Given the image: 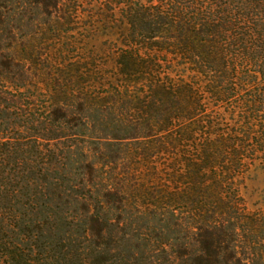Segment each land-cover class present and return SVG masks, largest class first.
<instances>
[{
  "label": "trees",
  "instance_id": "trees-1",
  "mask_svg": "<svg viewBox=\"0 0 264 264\" xmlns=\"http://www.w3.org/2000/svg\"><path fill=\"white\" fill-rule=\"evenodd\" d=\"M78 1L88 0H0V264H255L264 216L248 211L242 184L264 163V0H92L93 29L78 43L85 56L54 52L55 82L45 85L55 110L46 118L82 127L32 131L45 119L13 111L24 103L5 84L28 90L45 66L35 19H46L47 41L60 40L51 32L76 16ZM74 134L100 153L84 150L79 189L59 194L80 204L77 215L28 208L29 193L5 188L37 181L39 203L50 166L31 160L29 140ZM120 166L130 170L116 179L104 171ZM125 213L185 234L133 251L114 236Z\"/></svg>",
  "mask_w": 264,
  "mask_h": 264
},
{
  "label": "rangeland",
  "instance_id": "rangeland-1",
  "mask_svg": "<svg viewBox=\"0 0 264 264\" xmlns=\"http://www.w3.org/2000/svg\"><path fill=\"white\" fill-rule=\"evenodd\" d=\"M94 3L95 2H92V0H88L87 2L78 1L74 3L77 8V14H74L76 16H74L70 22L61 21L57 25L62 28L59 30L55 29L56 31L53 30L51 32V34L60 33L63 36L60 40L47 41L46 38H44L46 37L44 35L46 31L47 34L50 33L49 26L43 24L46 19L37 18L34 21L33 31L35 29L36 31H39V34H35L33 31L29 34L31 36L35 34L37 38H42V41H44L45 45H40L38 50L39 52H37V54L39 53V56L42 57L40 58L41 60H39V63L41 65H43L44 63L45 66L42 71L35 70L32 75H29L28 90H24V93L16 92L10 85H8L7 83L5 84L6 87H10L9 89L12 91L11 94H6L8 95L9 99H21L24 105L30 103V107H32L31 109H29L25 108V106L23 105V108H20L18 110L14 107L13 111H35L36 116H41L42 114V119H45V123L42 124L32 122L31 126H28L32 127L30 128L32 131H35L36 128L47 127L51 130L56 131L57 134L61 133L63 130H67L73 133V131H76L82 127L76 122L65 125L59 120L51 122L49 121L50 118H46L49 115V113L46 111H50V109L51 111L55 110L52 109L50 103V95L46 90L45 85L47 83H49L48 85H52V83L55 82V80H52L53 78H51V74L54 71L53 67L55 64V62H53L55 56L54 52L57 53V57L62 56L63 58L71 60H78V58L80 59L85 56L83 51L78 48V43L81 42V39H83V35L92 32L94 22L93 19H90L88 17V15H93ZM72 28L74 29L71 30ZM28 32H30V30ZM101 40L105 41L107 40V38L104 37L101 38ZM104 43L106 44H104L103 47L106 49L105 51L107 54L110 53L112 48H114V45H116L111 41ZM53 47L57 48V50L50 52ZM5 105L6 102H3L2 106ZM95 125L98 124L90 122L88 124V128L92 129L93 127H95ZM30 134L31 132L27 135ZM29 142L31 145L35 144L36 146L29 148V155L31 157V160L36 161L35 163H40V165H42L43 167L44 165L50 166L49 178L51 179L52 183L49 185L42 184L46 181L44 179L42 180V183L39 184L40 189L43 191V193L45 192V198L40 199L39 203L36 202V199L34 200L35 196L32 195L34 193L32 192V189L36 188L37 181L34 182L29 188H24L26 182L21 179L20 181H18V184H16V181H12L11 184H9V186L5 188L9 189V191L11 192L12 189H15V192H18L20 190V193H29V197L33 198L28 202V197L26 196L23 201V203H27L25 206H27L28 208H32V206L38 205L40 209L46 210L48 212H51V210L60 211L65 209V213L71 215L76 213L77 215V209L80 210V204L78 205V202H74L71 206L67 202L68 200L64 197L60 198L59 194L70 192L72 193V195H74L73 193H75L76 190L79 189L77 183L78 181H80L82 172L84 171L82 166L84 157L82 154H84V150L87 152L92 151L97 157V155H100V153L99 150L95 149L96 145L90 140L79 137L75 134L68 137L61 136L51 141L46 140L34 142V140L30 139ZM109 149L110 153H113L114 155H118V153L121 152L117 150L116 146H113ZM124 150L125 149L122 150V153L124 152ZM7 167L8 169L10 168V166ZM128 169V167L121 168L120 166L116 171L115 169L111 168L104 171H109V175L111 176V178L116 179V177L122 176L124 172H127ZM143 176L144 175L142 174H136L133 176V173H130L129 175V177H131L130 181L135 179V177H137V180H140V178H142ZM126 177H128L127 173ZM133 181L136 182L135 180ZM242 193L245 198L248 211L257 215L264 216V163H258L255 168L247 174V177L242 184ZM51 196H53L54 198H52ZM6 205H8V203H6ZM112 216L117 218L118 211H114ZM120 220L122 221L121 227L114 231V236L120 238L125 235L126 239H128L129 241V247L133 251L139 252L141 250L143 251L144 249L149 250L150 248H154L157 245H160L162 242H167L168 239H175V237L177 236L182 237L185 234L184 229H182V227L180 226L173 225V222H171L169 226V228L172 229L167 231V229L163 230L164 222H158V219H147L144 217H139L137 213H125L124 217H122ZM176 229H178L180 233ZM170 231L176 232L170 233ZM262 239L264 244V238ZM263 247L262 251H264ZM259 252L260 250H257L259 259L255 262V264H264V252Z\"/></svg>",
  "mask_w": 264,
  "mask_h": 264
}]
</instances>
